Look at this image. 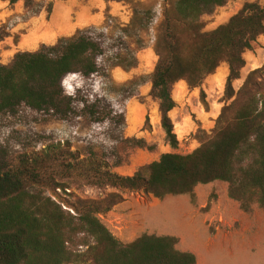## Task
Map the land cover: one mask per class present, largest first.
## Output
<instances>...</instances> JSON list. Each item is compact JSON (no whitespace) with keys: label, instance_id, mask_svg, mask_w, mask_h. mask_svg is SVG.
Wrapping results in <instances>:
<instances>
[{"label":"trees","instance_id":"16d2710c","mask_svg":"<svg viewBox=\"0 0 264 264\" xmlns=\"http://www.w3.org/2000/svg\"><path fill=\"white\" fill-rule=\"evenodd\" d=\"M4 1L14 5L22 0ZM23 1L26 8L31 6V0ZM106 1L129 4L134 0ZM229 1L174 0L156 40L158 62L149 93L158 103L165 138L177 149L170 117L176 108L174 86L185 82L190 90L200 89V101L208 112L203 82L221 64H228L225 96L231 103L222 108L214 135L189 155H162L146 167V175H119L107 162L93 156L81 160L60 142L44 146L40 152L24 153L15 163L0 155V264H67L72 261L69 244L78 236L95 241L84 244L92 264H197L193 253L176 249L178 239L172 236L142 235L129 244L116 239L98 215L123 202L125 193L159 200L190 195L195 200L199 185L221 181L228 184L229 198L244 212L254 202L264 210V65L250 72L237 92L233 89L246 66L244 54L264 36V5L241 0L243 7L229 22L204 31L202 18ZM47 10L50 12L51 4ZM138 21L134 18L132 27ZM3 38L0 29V41ZM102 54L101 45L86 31L53 46H41L34 53H17L8 65L0 64V116L15 115L25 106L67 120L73 114L74 101L65 94L63 80L68 75L88 78L97 74V59ZM60 157L69 158L59 166L65 178H82L90 186L115 192L100 201L78 200L67 205L76 216L51 197L33 193L30 187L42 185L44 180L55 191L68 188L66 183L45 178L46 166Z\"/></svg>","mask_w":264,"mask_h":264},{"label":"rangeland","instance_id":"374dc122","mask_svg":"<svg viewBox=\"0 0 264 264\" xmlns=\"http://www.w3.org/2000/svg\"><path fill=\"white\" fill-rule=\"evenodd\" d=\"M173 2L143 0L135 4L132 1L129 4L135 11L134 18L139 21L131 28L106 14L104 24L113 20L114 26L108 37L111 42L102 43L98 73L88 78L80 75L75 79L68 75L62 82L65 94L74 101L73 114L63 121L51 113H38L22 106L15 115L0 116V155L15 163L24 153L40 152L44 146L60 142L76 152L81 160L93 156L107 162L119 175L133 176L137 172L146 175V167L162 155H189L200 147L202 141L214 135L217 119L214 127L208 128L212 121L205 114L220 105L218 118L222 108L231 103L225 96L228 64H221L212 75L225 71L224 79L208 83L212 79L209 76L203 82L208 112L202 106L200 92L196 97H187L176 103L170 117L179 143L177 149L166 140L158 103L149 96L151 76L158 62L156 40L161 35L166 15H171ZM248 2L264 5V0ZM244 3L231 0L204 16V31H213L229 22ZM90 29L85 30L86 33ZM118 29L123 31L124 38L115 37ZM1 31L4 41L8 29L1 28ZM244 58L246 66L241 71V79L233 83L235 92L242 87L250 72L264 65V36L253 43V49L247 51ZM176 85L173 99L177 96ZM68 161V157H60L57 163H50L45 168L46 179L66 183L67 189L55 191L51 182L44 180L42 185L30 187V190L43 193L52 200L55 197V202L73 216L76 214L67 205H75L78 200L100 201L115 192L90 186L82 178H65L59 166ZM123 196V202L98 215L123 244L142 235L169 236L182 232L187 235L185 248L196 256L197 264H264V210L254 202L250 211L244 212L238 202L229 198L225 182L199 185L195 189V200L190 195L168 196L161 200L136 193ZM87 242L90 245L95 243L83 236L73 239L69 244L72 261L67 264H92L85 255L87 248L84 244ZM176 249L181 251L182 246L177 244Z\"/></svg>","mask_w":264,"mask_h":264},{"label":"crops","instance_id":"0c3cea01","mask_svg":"<svg viewBox=\"0 0 264 264\" xmlns=\"http://www.w3.org/2000/svg\"><path fill=\"white\" fill-rule=\"evenodd\" d=\"M143 0H134L138 4ZM51 4V10L47 7ZM109 14L117 18L126 27H132L135 11L131 4L123 2H107L106 0H31V6L26 8L24 1L12 5L9 1L0 0V29L5 28V22L15 15H23L25 22L8 29L7 37L0 41L1 65H8L17 53H34L41 46H53L60 39L71 38L78 31H85L90 28H99L105 23V15ZM225 71L212 76L207 82H215L224 79ZM206 87L204 86V91ZM200 89L190 90L185 82L176 85L175 102L185 101L198 96ZM212 107L210 114H205L214 127L219 107ZM171 114V113H170ZM178 239L182 246V252H189L185 241L187 235L179 232L169 235ZM206 254L204 256L207 262Z\"/></svg>","mask_w":264,"mask_h":264},{"label":"built area","instance_id":"2783aa9c","mask_svg":"<svg viewBox=\"0 0 264 264\" xmlns=\"http://www.w3.org/2000/svg\"><path fill=\"white\" fill-rule=\"evenodd\" d=\"M25 22V17L23 15H15L12 19L9 21L5 22V26L7 29H11L15 27L16 25L23 24ZM114 26V21L113 20H108L106 24L101 26L100 28H92L90 29L86 35L91 38L93 41L97 42L98 44L101 45L104 43L106 40L108 42H111L110 39H108L110 31L112 30ZM115 37H121L124 38L125 35L122 30H117ZM103 48V47H102ZM102 58V55L98 57L97 61H100ZM75 77H80V75H72ZM53 200L55 201L56 198L53 197Z\"/></svg>","mask_w":264,"mask_h":264},{"label":"clouds","instance_id":"9594fccd","mask_svg":"<svg viewBox=\"0 0 264 264\" xmlns=\"http://www.w3.org/2000/svg\"><path fill=\"white\" fill-rule=\"evenodd\" d=\"M75 76L70 77V79H75ZM65 84H67V80L64 81Z\"/></svg>","mask_w":264,"mask_h":264}]
</instances>
